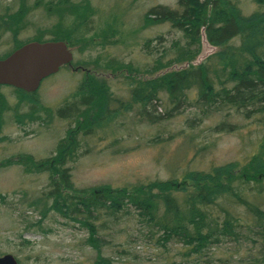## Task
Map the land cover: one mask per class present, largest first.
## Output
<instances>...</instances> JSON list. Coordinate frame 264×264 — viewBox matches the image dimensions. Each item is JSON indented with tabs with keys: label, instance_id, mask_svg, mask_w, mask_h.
I'll list each match as a JSON object with an SVG mask.
<instances>
[{
	"label": "rangeland",
	"instance_id": "obj_1",
	"mask_svg": "<svg viewBox=\"0 0 264 264\" xmlns=\"http://www.w3.org/2000/svg\"><path fill=\"white\" fill-rule=\"evenodd\" d=\"M49 1L57 0H0V17H4L0 24L24 23L15 39L10 33L0 34V57L12 50L14 40L50 38L57 21L45 10ZM66 2L67 7L81 5L79 13L63 19L62 30L72 43L68 46L73 57L70 64L40 82L33 103L13 88L0 86V256L10 254L18 264H95L97 253L87 244L86 229L51 208L46 198L48 174L33 163L52 156L57 142L75 127L73 120L59 118L56 110L77 99L72 96L78 86L86 85L91 94H99L98 85L105 83L93 113L106 95L125 101L129 84L150 76L153 59L165 62L171 57L169 46L181 38L167 23L152 25L144 20L152 6L176 8L175 0ZM238 6L245 15L254 9L250 0H238ZM86 7L91 9L85 11L88 14L83 13ZM20 9H26L22 20L16 15ZM213 51L201 40L200 53L192 64ZM187 96L188 102L175 110L161 94L147 108L158 118L154 124L138 117L134 108L118 114L103 128L95 127L112 112L115 105L111 101L109 111L104 114L102 109L98 120L92 116L80 120L79 129H85L80 132L88 131V135H78L79 154L66 164L73 188L118 189L170 178L180 183L183 171L242 163L256 151L264 133V115L244 118L230 111L224 120L235 129L214 134L209 129L218 123L219 115L192 122L195 94L190 91ZM207 144L204 151L198 150ZM117 217L98 229L100 255L111 264H252L257 255L255 249L230 243L210 248L203 258L186 256L180 243L159 244L158 234H148L132 209Z\"/></svg>",
	"mask_w": 264,
	"mask_h": 264
},
{
	"label": "trees",
	"instance_id": "obj_2",
	"mask_svg": "<svg viewBox=\"0 0 264 264\" xmlns=\"http://www.w3.org/2000/svg\"><path fill=\"white\" fill-rule=\"evenodd\" d=\"M250 2L254 9L247 15L242 13L238 0H175L176 8L152 6L144 14L145 21L152 25L167 23L181 34L180 41H173L168 48L171 57L165 62L154 58L150 76L132 81L125 101L106 95L105 102L93 113L94 103L98 104L99 96L105 92V83L98 85L99 94H91L86 85H80L72 96L77 99L57 108V116L73 120L75 127L67 130L66 136L57 142L52 156L33 164L48 174L46 198L51 201V208L77 220L86 229L87 244L97 253L95 264H111L110 259L100 255L99 230L130 209L136 213L138 222L147 228L148 234H158L156 241H160L159 244L180 243L186 249V256L203 258L210 248L232 243L257 251L250 263H264V133L256 151L244 162L183 171L180 183L170 178L118 189L76 190L66 167L79 154L78 135H88V131L80 132L85 130L79 129L80 120L91 116L98 120L102 109L104 114L109 111L108 101L115 107L110 109V115L93 124L95 127L103 128L118 114L134 108L138 117L154 124L158 118L149 114L147 108L158 102L161 94L166 96L171 109L177 110L188 102L190 91L195 94L191 101L195 109L192 122L215 115L220 117L209 129L210 133L235 129L224 120L230 111L244 118L263 116L264 0ZM65 3L66 0L47 3L48 16L57 21L51 30L53 33L46 40L38 36L30 41H63L67 48L72 45L70 36L62 30L63 19L79 13L81 5L71 3L67 7ZM88 9L91 10L86 7L83 13L88 14L85 12ZM21 11L16 14L20 20L26 9ZM5 17L10 16L6 14ZM10 25L0 24V34L10 33L15 39L24 23ZM202 38L214 51L192 64L200 53ZM26 42L29 41L14 40L12 50L0 59ZM177 64L184 65L175 68ZM13 90L23 94L27 102H34L35 92ZM208 146L198 150L204 151Z\"/></svg>",
	"mask_w": 264,
	"mask_h": 264
},
{
	"label": "water",
	"instance_id": "obj_3",
	"mask_svg": "<svg viewBox=\"0 0 264 264\" xmlns=\"http://www.w3.org/2000/svg\"><path fill=\"white\" fill-rule=\"evenodd\" d=\"M72 58L63 41L26 42L0 59V86L34 93L44 78L70 64ZM0 264L17 263L12 255L4 254Z\"/></svg>",
	"mask_w": 264,
	"mask_h": 264
},
{
	"label": "flooded vegetation",
	"instance_id": "obj_4",
	"mask_svg": "<svg viewBox=\"0 0 264 264\" xmlns=\"http://www.w3.org/2000/svg\"><path fill=\"white\" fill-rule=\"evenodd\" d=\"M4 255V254H3ZM2 256V255H1ZM15 259V258H14ZM16 263H17V261H16ZM18 264V263H17Z\"/></svg>",
	"mask_w": 264,
	"mask_h": 264
}]
</instances>
